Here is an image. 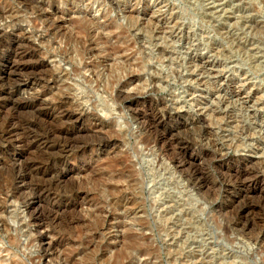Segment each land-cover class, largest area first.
Returning a JSON list of instances; mask_svg holds the SVG:
<instances>
[{
    "label": "rangeland",
    "instance_id": "374dc122",
    "mask_svg": "<svg viewBox=\"0 0 264 264\" xmlns=\"http://www.w3.org/2000/svg\"><path fill=\"white\" fill-rule=\"evenodd\" d=\"M0 264H264V0H0Z\"/></svg>",
    "mask_w": 264,
    "mask_h": 264
},
{
    "label": "bare ground",
    "instance_id": "6f19581e",
    "mask_svg": "<svg viewBox=\"0 0 264 264\" xmlns=\"http://www.w3.org/2000/svg\"><path fill=\"white\" fill-rule=\"evenodd\" d=\"M81 53H82V51H81ZM111 86V85H110ZM108 106L107 105H105V108H107ZM55 132V131H54Z\"/></svg>",
    "mask_w": 264,
    "mask_h": 264
}]
</instances>
